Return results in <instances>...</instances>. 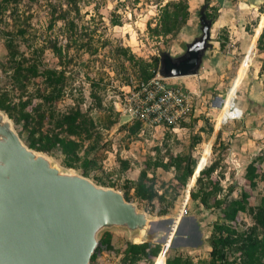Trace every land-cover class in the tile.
I'll return each mask as SVG.
<instances>
[{
    "label": "rangeland",
    "instance_id": "1",
    "mask_svg": "<svg viewBox=\"0 0 264 264\" xmlns=\"http://www.w3.org/2000/svg\"><path fill=\"white\" fill-rule=\"evenodd\" d=\"M10 1L0 0V92H8L10 102L17 104L21 97L24 100L28 95H36L37 89H43L41 78L32 80L26 93L11 84L10 72H6L7 37H12L18 50L31 60L35 59L41 67L62 69L67 77L66 90L53 109L57 113H67L80 108L95 121L91 130L94 150L88 155L94 164H89L86 177L98 186L126 194L129 202L151 220L175 219L177 223L183 217L194 219L200 232L199 242L195 246L168 248L164 261L171 250L189 256L195 264L208 261V237L213 224L223 221L222 211L206 209L198 201H192L190 193L197 188L196 181L190 183L189 178L186 185L181 186L177 178L182 169L178 170L176 165L182 159V167L195 162L197 177L205 163V167L213 163L217 168L212 177L219 179L221 187L217 199L228 203L239 199L241 192L247 190L250 193L248 206L256 209L260 205L264 196L263 176L256 175L253 189L248 187L244 176L247 166L264 152V69L256 72V79L250 74L254 68H260L264 59V53L256 49V40L264 28V13L259 12L260 7L264 8V0H207L212 7L209 13H226L223 23H227V27H215L211 31L213 41L221 37L225 48L217 53L213 46L209 48L199 74L167 80V83L178 81L181 86L184 80L200 81L191 92V115L174 128L143 124L136 136L128 133L126 127L130 123L120 127L123 125L120 124V101L127 87L140 82L138 71L118 49L127 48L135 57L148 61L157 56L158 51L168 52L173 57L181 55L185 51L184 43L200 35L198 13L205 0H187L190 8L188 28L182 29L176 37L167 38L151 36L147 29V24L154 27L157 23L159 9L165 0ZM60 15L64 17L57 18ZM53 45L63 50L61 62L53 53ZM228 94L231 99L224 116L220 110ZM216 97L224 100L220 106L215 104ZM114 114L119 116L114 117ZM115 118H119L118 123L108 128L109 121ZM15 128L24 139L27 131L22 124ZM47 129H50L47 124L39 128L43 132ZM218 133L220 140L213 151ZM89 143L84 141L79 155H83ZM47 155L61 171L85 174L82 168H66L65 157L58 149ZM155 162H162L168 168H153ZM255 166L264 173V159L257 160ZM142 170H146L149 183L158 196L164 194V199L148 202L135 197L133 187ZM183 204L187 210L185 216L180 215ZM163 210L167 211L166 215H160ZM252 225L249 212L241 213L237 228L247 230ZM104 233L110 234L112 249L98 252L93 264H123L126 244H139L142 240L141 236L134 239L118 228ZM159 245L162 248V244ZM168 246L169 243L163 247L164 252Z\"/></svg>",
    "mask_w": 264,
    "mask_h": 264
},
{
    "label": "water",
    "instance_id": "2",
    "mask_svg": "<svg viewBox=\"0 0 264 264\" xmlns=\"http://www.w3.org/2000/svg\"><path fill=\"white\" fill-rule=\"evenodd\" d=\"M206 8L203 4L199 10L200 35L185 44L181 55L158 51L160 77L199 73L211 48L212 21ZM222 101L215 98L217 106ZM125 122L121 116L120 124ZM174 224L175 219L151 220L120 191L61 171L47 154L28 148L0 110V264H90L99 236L116 228L133 238L140 235V243L162 244L160 253L167 242L165 253L199 242L194 219L183 217Z\"/></svg>",
    "mask_w": 264,
    "mask_h": 264
},
{
    "label": "trees",
    "instance_id": "3",
    "mask_svg": "<svg viewBox=\"0 0 264 264\" xmlns=\"http://www.w3.org/2000/svg\"><path fill=\"white\" fill-rule=\"evenodd\" d=\"M5 2L10 3L11 1L5 0ZM17 2L15 1V3ZM204 4L207 6L205 15L213 24L218 16L217 12L209 13L208 9L212 7L208 6L207 0H205ZM259 12L264 13V8L260 7ZM189 16L187 0H170L159 9L155 26L150 27L147 24V29L150 35L156 38L176 37L182 29L187 27ZM62 17L64 15H60L57 18ZM114 25L118 24L114 23ZM218 38L215 41L219 43V50L222 52L225 48V43L220 40L221 37ZM226 41L228 42L227 37H225ZM5 47L7 50L6 72H10L11 84L21 90V92L26 93L31 81L41 78L43 89H37L36 95H28L24 100L21 97L17 104L10 102L8 92H0V110L4 111L9 119L13 121L14 127L22 124L23 130L27 131L26 137L23 139L20 132H17L28 148L45 154H50L54 149H58L65 157L64 166L69 169L82 168L83 173H85L82 175L86 177L89 164L91 162L94 164L92 159H88V155L91 150H94L91 130L95 126V121L90 115L82 112L80 108L71 109L67 113H57L53 109L54 104L62 99L65 94L67 84L65 72L57 68H43L35 59L31 60V57L24 56L18 50L12 37L5 39ZM52 49L59 62H61L64 58L62 48L53 45ZM256 49L259 53H264V28L256 40ZM118 53L127 61L133 63L138 71L140 82L150 80L154 76V72L159 69L158 56H152L149 61L144 60L135 57L130 53L129 49L123 47L118 49ZM260 69H264V59L261 61ZM91 96L95 98L93 93ZM36 98L40 100L38 103L35 102ZM115 116L118 117L119 115L114 114ZM118 120L119 118L110 120L107 127L110 128L115 125ZM45 124L49 125L50 129L45 132L39 130ZM126 124L120 127H126ZM142 126L141 122L133 121L126 128L129 135L136 136ZM219 140L220 133L217 134L212 146L213 151ZM84 141H90V143L83 151V155H79L84 146ZM257 157L247 166L244 176L248 187L251 189L256 186V175L260 174L264 178V173L261 174L260 168L255 166L257 160L262 161L264 159V152ZM182 161H178L179 163L176 165L178 170L182 169V174L178 176L177 180L181 186H185L189 178L190 183H194L196 169L195 162L191 166L186 164L182 167ZM146 167H148V164H146ZM153 168L166 169L168 165H164L162 162H155ZM216 168L213 163L204 167L196 179L197 188L190 193L191 200L198 201L204 208H218L222 211L223 221L213 224L208 237L210 247L209 260L201 261V264H264V196L256 209L248 206L250 193L247 190L241 192L239 199L231 200L228 203L217 199L221 187L219 179L212 177ZM149 182L151 181L147 177L146 170H142L138 176V181L133 187L135 197L138 200L148 202L153 201L155 198L164 199V194L162 193L158 196ZM124 198L129 201L126 194H124ZM245 212H249L253 225L247 230H239L237 221L240 214ZM166 214L167 211L165 210L160 213V215ZM104 248L106 250L112 249L110 234L108 233H104L100 237L99 245L91 256L90 264H93L97 253ZM160 251L161 246L159 244L128 242L125 246L122 263L136 264L140 261H148L150 264H195L189 256H184L176 250H171L164 261L165 252L163 250L160 253Z\"/></svg>",
    "mask_w": 264,
    "mask_h": 264
},
{
    "label": "built area",
    "instance_id": "4",
    "mask_svg": "<svg viewBox=\"0 0 264 264\" xmlns=\"http://www.w3.org/2000/svg\"><path fill=\"white\" fill-rule=\"evenodd\" d=\"M167 80L157 70L150 80L127 87L120 101V113L126 120L123 124L139 121L144 125L174 128L185 122L192 112L191 93ZM180 215H187L185 204Z\"/></svg>",
    "mask_w": 264,
    "mask_h": 264
},
{
    "label": "crops",
    "instance_id": "5",
    "mask_svg": "<svg viewBox=\"0 0 264 264\" xmlns=\"http://www.w3.org/2000/svg\"><path fill=\"white\" fill-rule=\"evenodd\" d=\"M167 1H170V0H165L163 3H162V5H164ZM189 10H190V8H189ZM226 13H225V11L224 12H222L221 14H219L218 16H217V18H216V20H215V22L212 24V27H211V31H212V29H214L215 27H217V28H220L221 26H225V27H227V23H223V18H225L226 17V15H225ZM188 22H187V28H188ZM195 33V32H194ZM193 33H191V35H192ZM211 47L213 46V51L214 52H219L220 50H219V43L218 42H215V41H213V39H212V37H211ZM206 54V53H205ZM256 72H260V68L259 67H256V68H254V71H253V73H251L250 72V74H251V76H252V78H257V76L255 75L256 74ZM257 73V74H258ZM199 74V73H198ZM256 76V77H255ZM181 78H184V77H181ZM250 78V77H249ZM171 79H179V78H171ZM170 79V80H171ZM181 82V81H180ZM183 83H184V86H185V88L186 89H188L189 90V92L191 93L193 90H194V88H195V85H197V83L198 84H200V81L197 79V81H193V80H189V81H182ZM255 84H257L258 82H256V81H253ZM178 84V81H172V84ZM218 88V87H217ZM257 98H260V97H257ZM229 99H231V96L228 94V96H227V99L224 101V104H223V107L221 108V110H220V113H222V114H224V116H226L227 115V112H228V102H229ZM258 102V101H257Z\"/></svg>",
    "mask_w": 264,
    "mask_h": 264
},
{
    "label": "bare ground",
    "instance_id": "6",
    "mask_svg": "<svg viewBox=\"0 0 264 264\" xmlns=\"http://www.w3.org/2000/svg\"><path fill=\"white\" fill-rule=\"evenodd\" d=\"M223 101H224V100H223ZM223 101H222V102H223ZM222 102H221V103H222ZM221 103H220V104H221ZM175 223H176V220H175ZM174 225H175V224H174ZM137 236H140V235H137ZM137 236H135L134 239H135ZM134 239H133V240H134ZM141 241H142V240H141ZM167 243H169V242H167Z\"/></svg>",
    "mask_w": 264,
    "mask_h": 264
}]
</instances>
